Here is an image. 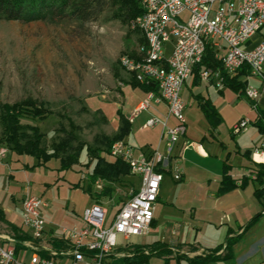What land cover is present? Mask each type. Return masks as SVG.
Returning a JSON list of instances; mask_svg holds the SVG:
<instances>
[{"label": "rangeland", "instance_id": "1", "mask_svg": "<svg viewBox=\"0 0 264 264\" xmlns=\"http://www.w3.org/2000/svg\"><path fill=\"white\" fill-rule=\"evenodd\" d=\"M135 19L136 17L129 22L124 21L118 9H108L94 21L60 19L50 15L39 20H11L0 15V155L3 156L2 150H6L5 154H17L2 141L3 106L29 99L35 100L50 113L46 119L24 116L21 125L24 130H28L31 125L39 126L41 132L45 134L43 144L49 152L53 151L54 142L68 139L70 135L75 136L76 141L72 142V148L67 149L69 154L77 148L78 141L85 144L82 154L84 163L75 164L67 170L37 168L26 173L16 172L15 178L10 179L6 168L0 167V189L14 193L20 199L25 185L30 186L28 193L42 197L49 204L50 219L55 223L56 229L83 223L80 219L81 207L94 202L87 189L89 186L87 177L92 172V165L97 161L94 156L100 152L109 161L115 160L111 155L114 142L112 144L109 138L117 134L121 122L117 126L109 118H121L122 97L126 100L124 115H131L135 110L134 106L142 98V90L130 85V79L133 78L129 76L130 79H127V72L122 65V58L137 56L139 46L144 43L141 31L134 26ZM249 84L259 86L261 79L252 77L247 86ZM188 86H199L194 88V94L205 92L220 112L222 118L220 131L215 133L217 137L214 138L208 130V121L201 100L192 97L187 88L184 95L182 93L189 109L186 120L188 136L194 141H202L203 137L207 136L205 145L212 157L207 160L200 158L195 160L193 174L196 176L187 185L183 182L174 185L169 181L167 176L170 174L167 173L161 192L162 199L167 200V203L161 201L157 206L158 225L152 226L147 234L135 235L129 240H124L120 235L119 247L128 243L129 247L133 244L150 246L155 240L164 237L167 240H185L186 224L191 219L192 196L197 190L198 179L207 177L209 171L220 169L226 161L234 164L231 171L235 170L236 175L244 173L235 178L239 182L249 180L260 169L253 160L248 166L255 168L250 175L248 173L250 168L247 170V166H241L248 164L250 159L247 155L248 150L262 141L258 122L255 123L260 102L256 110L254 102L245 95V91H236L227 85L218 87L215 81L209 83L198 81L196 84L190 82ZM122 87L123 93L120 97L113 98L112 93L120 92ZM146 112L147 110L141 113L140 119L132 124V131L135 134H138L141 124L147 122ZM242 118H250L254 122L247 130L235 133L233 127ZM122 140L126 141L125 138ZM87 147L94 149L95 152L90 154L86 150ZM34 159L28 155L22 157L24 161ZM120 177L119 182H110L98 177L96 184L92 185V194L98 192L96 193L98 197L104 188L109 186L112 188L110 197L102 196L101 200H96L107 207L110 221L132 190H136L140 185V178L133 174L131 168L128 175ZM1 206H4V203ZM13 220L18 224L21 222L18 209L14 212ZM176 222L185 225L180 229L181 232L173 235ZM18 234L23 236L21 239L29 238L28 233L22 229L15 233L17 238ZM55 239L59 244L53 242L54 247L61 249L66 246L64 240L59 237ZM218 251L219 249L205 251L191 245L185 252L172 251L170 255L163 256L165 259L152 255L150 261L144 264H166L165 260L171 262L170 264L174 262L184 264L196 256L205 254L216 256ZM28 255L29 252L26 251L25 260ZM171 259L174 261H170ZM115 261V264H128L126 260L120 258H116Z\"/></svg>", "mask_w": 264, "mask_h": 264}, {"label": "built area", "instance_id": "2", "mask_svg": "<svg viewBox=\"0 0 264 264\" xmlns=\"http://www.w3.org/2000/svg\"><path fill=\"white\" fill-rule=\"evenodd\" d=\"M143 8L134 24L143 33H150L155 41V52L150 58L124 56L125 71L139 84L157 86L158 94L150 90L136 106L133 115L147 110L152 102L164 101L167 114L164 119L149 118L146 126L161 124L167 138V153L155 151L151 155L135 153L124 140L114 142L111 155L127 162L140 185L132 190L110 221L108 209L94 201L82 215L83 226L63 227L60 239L66 246L54 247V236L47 230L41 213L46 201L27 193L23 200V225L30 230L29 238L19 239L15 233L0 231V264H110L118 247V237L124 240L147 234L152 225L161 183L168 170L176 181L182 179L181 167L172 163L173 149L186 131V103L182 97L185 82L194 74L207 49L212 48L222 62V70L203 69L202 81L224 84V76L236 77L246 68L249 76L261 79V84H249L245 95L254 102L256 110L264 95V0H138ZM260 35L258 41L255 36ZM176 123L170 125L169 119ZM264 117L259 113L255 123ZM242 118L233 127L235 133L245 131L253 124ZM262 142L254 148L252 160L264 166V129ZM6 150H2L5 154ZM18 244L22 248L17 249ZM29 252L25 260V252Z\"/></svg>", "mask_w": 264, "mask_h": 264}, {"label": "crops", "instance_id": "3", "mask_svg": "<svg viewBox=\"0 0 264 264\" xmlns=\"http://www.w3.org/2000/svg\"><path fill=\"white\" fill-rule=\"evenodd\" d=\"M260 37H261L260 35L255 36L254 40L258 41ZM127 76H128L127 79H130L129 77L130 75L128 73ZM239 78L240 80H247L250 83L252 76L240 75ZM190 82L192 84H196V82H198L195 79L194 74L185 82L182 91L183 95H184V90L187 88L191 92L192 97H196L198 100L201 101L207 100L210 104H212L216 108V106L211 102V99L208 98L207 95H205V92L202 91L198 94H194L193 92L194 88L199 86H188V83ZM135 88H139L142 90L143 94L140 100L142 101L146 95V91L140 86ZM121 93H123V87L121 88L120 92H115V94L112 93V97L113 98L120 97ZM155 93L158 94V89L155 91ZM125 101L126 100L123 99L122 97V106L120 108V113L122 114H123ZM139 102L134 106V109L139 104ZM185 103L187 105L186 107V120H187V117L189 115V109L186 101ZM260 109L263 110L264 112V95L261 97L260 100ZM101 111L104 113L103 109H101ZM133 112L131 113V115L128 114L127 115L123 114V115L131 123V131L125 137V140L131 146L134 147L135 153L138 154L140 152H144L150 154L153 153L154 151H159L162 154H166L167 138L164 135L163 126L161 124H158L155 127H148L146 126V121H144V123L141 124V127H139L140 129L138 130V134H135V132L132 131V124L136 123V121L140 119L141 117L140 114L143 112L139 113L136 116L133 115ZM166 114H167V105L164 101L152 102V105L147 109L146 112L147 120L153 116H157L161 119H164L166 117ZM109 119L111 122L116 123L117 126H119V123L121 122V118L118 119L116 117H113ZM170 122L172 125L176 123L174 118H170L168 123L170 124ZM219 126L217 127L216 130L213 131L208 121V130L214 138L217 137L215 133L217 131H220ZM258 129L262 134L261 129L259 127ZM206 141H207V136H204L202 141H194L188 136V121H187L186 131L184 134H182L179 142L176 144V146L173 149L174 159L172 160L173 164L177 163L181 167L182 179L180 181L174 180L173 172L170 170L165 173L163 181L165 180V176L168 173L170 175L167 177L170 182L174 183V185L179 182H183L184 185H187L188 182H191L192 179H194L196 176L195 174H193L195 168L194 167L195 160L199 158L207 160V159H211L212 157L211 153L206 148L205 145ZM261 142L259 144H255L254 147L248 150L247 155L250 158L248 164L241 165V166H247V170L251 167L250 166L248 168V166L250 165L249 163H251L252 161V152L254 148H256L261 144ZM229 153L231 154V152ZM23 156L25 155L8 154V153L4 154L3 156L0 155V167L3 166L6 168L7 175L9 176L10 179L15 178L16 172L26 173L28 171H33L37 168L59 170L60 167L59 159H52L49 162H47L45 165H37L38 160L35 157H34L35 159L32 161H24L22 160ZM83 157L84 156L81 155L79 165L84 163ZM232 165L234 164H231V166ZM256 167H260V165ZM254 169L255 168H250L248 170L249 175L250 172H254ZM231 172L234 178H238L239 176L244 174L242 173L240 175L239 174L236 175L234 173L235 170ZM222 173H223V166L220 169L218 168L217 170L216 169L213 170L212 172L209 171V173L206 175L207 177L198 179L197 190H195L196 192L194 191V195L192 196L193 205L190 210L191 219L186 224L187 226L186 239L167 240L166 237H164L163 239L155 240L154 242L156 241L164 242L171 250V252L172 251L185 252V250L187 251V249L191 245H194L197 248L205 251L215 250L216 248H219V251L216 255L217 258L207 264H264V187L257 184V181L255 180L256 174H254L252 176L253 179H251L252 178L251 177L244 186H238L229 191L219 193L218 190H219L220 182L222 180ZM163 181L161 183L154 219L150 229L152 228V226L156 227L158 225L157 224L158 220L156 218V210L158 204L161 201L167 203V200H164L161 197ZM258 187L259 188L263 187L260 197L256 194V189ZM30 188H31L30 186L25 185V187L23 188L24 193L20 199H18L14 193H9L5 190L0 189V231L8 230L10 232L16 233L18 232V229H22L24 232H27L29 235L30 230L23 225L22 208H23V198L28 192H30ZM90 198L94 200L93 194L91 193H90ZM94 201H96V199ZM2 203H4V206H1ZM88 204L89 203H86L83 207H81L82 209H81L80 219L82 222H83L82 220L83 212L88 206H90ZM16 209L20 211L21 222L19 224L13 220L14 212L16 211ZM48 209H50V206L47 203L46 206L41 207V213L46 220L47 230L49 234L54 236L55 238L56 237L58 238L61 236L62 229L61 228L56 229L55 223L50 219V213ZM83 225L84 222L81 224H74V226H83ZM175 225H176L175 229L172 232L173 235H176L178 234V232H181L180 229L185 224L182 222H176ZM54 240L55 239L52 240V243L54 242ZM128 245L126 244L125 246L122 247L118 246L115 253H119V255L112 256L109 259V262L115 264L116 258L124 259L125 257L133 256L135 254L134 253L135 244H133L131 247H129L130 245L129 246ZM121 253H123V255H121ZM161 258L165 259L164 257ZM149 261L150 258L148 262ZM170 261H174V260L171 259ZM186 263L187 261L184 262V264ZM174 264H177V262H174Z\"/></svg>", "mask_w": 264, "mask_h": 264}, {"label": "trees", "instance_id": "4", "mask_svg": "<svg viewBox=\"0 0 264 264\" xmlns=\"http://www.w3.org/2000/svg\"><path fill=\"white\" fill-rule=\"evenodd\" d=\"M108 9H118L122 14L124 21L129 22L138 15L142 14L143 8L138 0H0V15L6 16L11 20H39L46 18L48 15L53 18H71L79 19L82 21H94ZM142 42H144L142 38ZM136 56V55H132ZM209 69L214 72L217 69L222 70V62L216 58L212 48H208L203 60L195 67L194 75L197 81H200L201 69ZM224 78V84L232 87L236 91H245L248 81L240 80V75H249V71L244 68L240 71V74L236 77H228L225 72H222ZM130 84L134 87H142L145 91H156L157 86L148 84H139L136 80L130 79ZM201 106L205 113L207 120L209 121L211 129L214 131L221 123V116L217 109L210 104L207 100L201 101ZM3 113L1 114V121L3 124L2 133L4 143L9 145L10 149L15 151L18 155H30L38 160L37 165H45L52 159L60 160L59 170H67L73 167L75 164L80 163L81 155L84 151L85 144L78 141L77 148H74V152L69 154L67 149L72 148V142L76 141V137L70 135L68 139H61L58 142L52 144L53 151L49 152L48 148L43 144L45 134L41 132L39 126H29L28 130H24L21 125V119L24 116L38 119H46L49 115V111L44 109L35 100L29 99L25 101L16 102L13 105H4ZM259 113L264 117L263 110L259 109ZM257 126L263 131V123L259 121ZM131 131L130 121L121 113V126L117 134L109 140L115 142L117 140L124 139ZM87 151L95 152L90 147L86 148ZM93 150V151H92ZM110 150V149H109ZM106 154H109L107 150H104ZM248 153V152H247ZM97 161L92 166V172L88 176L89 186L88 191L92 194V185L96 184L98 177L110 182H119L121 175H128L130 172V166L127 162L120 158H114L115 160H108L104 155L98 152L94 156ZM231 164L224 162L222 180L219 186V193H223L234 189L238 186H244L249 180H243L239 182L231 174ZM264 166H260L256 174L257 184L264 187ZM257 188L256 194L260 197L262 189ZM112 188L106 187L99 192L100 196L93 194L94 200H101L102 196H109L112 192ZM131 195V194H130ZM2 215V214H1ZM18 238L23 236L18 234ZM55 244H59V241L55 239ZM22 248L21 244H18L17 249ZM219 248H216L217 251ZM134 255L131 257H125L124 260L128 264H144L147 263L152 255L163 257L171 253V250L164 242L156 241L150 246L136 245L134 247ZM217 256L205 254L203 256H196L193 259H188L187 264H207ZM166 264L170 262L165 260Z\"/></svg>", "mask_w": 264, "mask_h": 264}, {"label": "bare ground", "instance_id": "5", "mask_svg": "<svg viewBox=\"0 0 264 264\" xmlns=\"http://www.w3.org/2000/svg\"><path fill=\"white\" fill-rule=\"evenodd\" d=\"M134 26L135 28L137 27L142 33V28L140 27L139 24H134ZM143 37H144V43L142 44V47L140 50V57L150 58L152 55V52H155V41L154 39H152V36L150 35V33H143Z\"/></svg>", "mask_w": 264, "mask_h": 264}, {"label": "water", "instance_id": "6", "mask_svg": "<svg viewBox=\"0 0 264 264\" xmlns=\"http://www.w3.org/2000/svg\"><path fill=\"white\" fill-rule=\"evenodd\" d=\"M97 203H102L101 201H97Z\"/></svg>", "mask_w": 264, "mask_h": 264}]
</instances>
